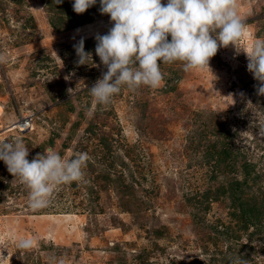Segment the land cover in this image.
Segmentation results:
<instances>
[{"label": "rangeland", "instance_id": "rangeland-1", "mask_svg": "<svg viewBox=\"0 0 264 264\" xmlns=\"http://www.w3.org/2000/svg\"><path fill=\"white\" fill-rule=\"evenodd\" d=\"M72 4L0 0V143L21 138L29 161L49 148L89 156L84 180L61 185L42 209L0 161V264H242L245 255L264 264L260 234L229 224L236 205L217 196L235 174L221 166L215 176L207 154L240 147L235 169L245 159L259 176L245 196L264 191V95L243 52L264 39V0H236L243 35L218 49L210 70L161 64L158 88L124 87L106 106L89 89L107 71L96 36L112 23L99 0L80 15ZM80 40L89 64L76 62ZM29 114L30 131L6 132Z\"/></svg>", "mask_w": 264, "mask_h": 264}, {"label": "clouds", "instance_id": "clouds-1", "mask_svg": "<svg viewBox=\"0 0 264 264\" xmlns=\"http://www.w3.org/2000/svg\"><path fill=\"white\" fill-rule=\"evenodd\" d=\"M96 3L97 0H73V11L84 14ZM99 3L100 14L110 17L112 27L106 34L96 36L95 55L107 71L89 89L93 105H108L124 87L133 92L142 86L158 88L163 80L161 64L180 62L185 72L209 69V61L218 49L229 45L236 48L245 28L237 14L236 0ZM74 50L78 65L92 62V53L85 51L83 40L74 45ZM243 52L247 69L258 83L257 94L264 95V39H257L250 51ZM73 91L69 89V93ZM28 156L29 149L19 137L0 143V161L14 180L25 186L33 209L47 207L61 185L83 181L89 160L87 153L65 158L51 148L31 161ZM31 243L22 240L18 247L28 249ZM59 264L64 260L60 259Z\"/></svg>", "mask_w": 264, "mask_h": 264}, {"label": "trees", "instance_id": "trees-1", "mask_svg": "<svg viewBox=\"0 0 264 264\" xmlns=\"http://www.w3.org/2000/svg\"><path fill=\"white\" fill-rule=\"evenodd\" d=\"M240 151H242L240 147L223 143L218 146L215 145L211 148V151L207 152V154L209 153L208 158L210 157V159H213L212 170L215 176L224 173L225 170H223V168L225 167L227 168V173L232 172L235 174L234 177H231V179L226 182L225 188H219L221 189L219 190L221 193L217 196L221 197L228 193L232 203L236 205L237 211H233L230 215V219L233 220V223L230 221L229 224L237 227V231H247L249 228H252L253 232L251 235L253 233L260 234L264 247V191L262 188H257V196H255V194L247 197L245 196L247 191L251 190V182L255 181V179L257 180L259 176L254 174L253 163H249L245 159L243 163H241V170L237 171L235 169L237 166L236 164L239 163L237 156H241L239 155L241 154ZM241 157L244 158L243 156ZM203 196L204 195H201L199 197L202 203L207 201L206 198H211L209 196L202 198ZM229 230L230 227L228 226L223 228L222 231H217L216 229V232L226 234L224 232ZM247 258V255H245V258L241 257L240 262L243 264Z\"/></svg>", "mask_w": 264, "mask_h": 264}, {"label": "built area", "instance_id": "built-area-1", "mask_svg": "<svg viewBox=\"0 0 264 264\" xmlns=\"http://www.w3.org/2000/svg\"><path fill=\"white\" fill-rule=\"evenodd\" d=\"M32 119L33 116L31 114L23 115L10 123V125L6 127V132L13 131L21 134L23 132L30 131L32 129Z\"/></svg>", "mask_w": 264, "mask_h": 264}]
</instances>
